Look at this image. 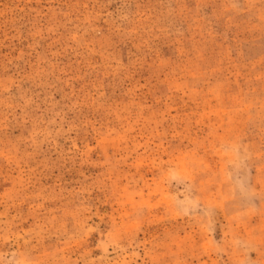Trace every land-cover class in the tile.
<instances>
[{
  "label": "rangeland",
  "instance_id": "rangeland-1",
  "mask_svg": "<svg viewBox=\"0 0 264 264\" xmlns=\"http://www.w3.org/2000/svg\"><path fill=\"white\" fill-rule=\"evenodd\" d=\"M0 264H264V0H0Z\"/></svg>",
  "mask_w": 264,
  "mask_h": 264
}]
</instances>
